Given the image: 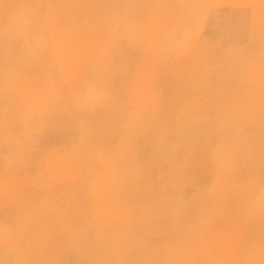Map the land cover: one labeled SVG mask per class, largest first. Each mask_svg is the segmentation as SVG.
Instances as JSON below:
<instances>
[{
  "label": "rangeland",
  "instance_id": "374dc122",
  "mask_svg": "<svg viewBox=\"0 0 264 264\" xmlns=\"http://www.w3.org/2000/svg\"><path fill=\"white\" fill-rule=\"evenodd\" d=\"M0 264H264V0H0Z\"/></svg>",
  "mask_w": 264,
  "mask_h": 264
},
{
  "label": "crops",
  "instance_id": "0c3cea01",
  "mask_svg": "<svg viewBox=\"0 0 264 264\" xmlns=\"http://www.w3.org/2000/svg\"><path fill=\"white\" fill-rule=\"evenodd\" d=\"M246 1V0H244ZM244 3V2H243ZM246 4V3H245ZM85 127L82 128L84 130L81 131V135L80 137L82 138V141L85 142V144L87 143H92V141L95 140V135H94V131H92V129H90V127L88 125H84ZM85 138H84V137Z\"/></svg>",
  "mask_w": 264,
  "mask_h": 264
}]
</instances>
